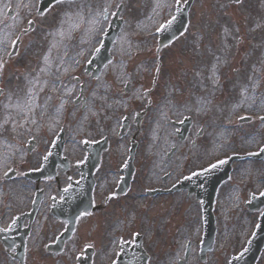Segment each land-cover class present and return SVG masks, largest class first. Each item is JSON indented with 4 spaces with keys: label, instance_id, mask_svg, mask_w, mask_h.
I'll return each instance as SVG.
<instances>
[{
    "label": "rangeland",
    "instance_id": "374dc122",
    "mask_svg": "<svg viewBox=\"0 0 264 264\" xmlns=\"http://www.w3.org/2000/svg\"><path fill=\"white\" fill-rule=\"evenodd\" d=\"M174 2L61 1L37 17V0H0V172L12 162H17L20 170L35 166L62 125L65 155L73 162L81 157L83 140L103 135L110 138L118 118H132L148 100L141 145L149 147L153 155L142 153L140 158L149 159V186L162 172L176 168L185 154L190 158L188 169L264 144V121L257 119L264 115V0L237 4L193 0L187 30L163 47L159 56L155 53L156 37L149 35L148 39L141 33L153 32L171 15ZM120 5L118 18L123 23L110 50L112 60L97 78L84 77L83 67ZM29 19L32 27L22 36L15 55L8 58L11 40L26 28ZM130 57L134 59L129 62ZM156 68L154 90L144 95L152 88ZM80 87L84 107L73 104ZM239 114L253 121L238 123ZM183 116L192 118V125L186 143L179 145L174 141L172 123ZM199 128L203 136L191 148L189 141ZM129 135L111 141L113 160L117 158L114 148L124 147ZM30 138L36 147L28 152ZM173 143L181 150V159L179 153L163 158L162 147ZM58 176L56 184L42 183L44 196L57 195L56 188L66 185V174ZM19 183L3 190L14 193L11 206L25 205L31 190L29 184ZM107 184L109 187L106 179L100 181L98 195ZM263 187L264 161L233 162L230 178L218 189L214 204V249L202 264H226L230 253L242 247L260 212H249L244 204L249 192L257 193ZM189 200L176 193L149 201L145 210L138 211L141 200L131 197L78 224H107L105 232H97L102 244L108 238L104 233L114 228V223L135 222L131 231L144 235L149 264H179L187 237L192 250L183 264H199L195 246L198 218L196 206ZM92 228L87 224L84 230L90 233ZM0 264H8L1 255ZM257 264H264V250Z\"/></svg>",
    "mask_w": 264,
    "mask_h": 264
},
{
    "label": "flooded vegetation",
    "instance_id": "af4514ba",
    "mask_svg": "<svg viewBox=\"0 0 264 264\" xmlns=\"http://www.w3.org/2000/svg\"><path fill=\"white\" fill-rule=\"evenodd\" d=\"M127 153L128 149H126L125 156ZM142 153L149 157V147L145 148L144 145L138 144L134 155V174L130 189L124 195L113 196L114 202L112 204L123 200L128 202L131 197L136 198L141 194L147 196L149 191V159H141ZM164 157L169 158V156ZM178 159H181L180 156ZM122 163L123 158L120 159L119 157L113 160L110 156L108 158L105 156L101 164L100 177L107 179V176H110L112 179L118 180L121 175L120 167ZM168 170L180 173L183 170V164L180 163L176 168ZM167 177H162V181H166ZM174 183L168 185L167 188ZM97 199L94 196V204L98 205L96 211L91 215L84 216V218L89 219L99 215L107 208L111 200V198L104 197L100 203ZM50 204L51 199H48L47 206L44 207L45 213L42 214L38 209L30 223L28 218L23 216L26 212L25 208L11 206L7 203L6 207L0 210V236L11 243V248L7 252L0 242V255L6 259L8 264H18L16 256L22 240L25 241L23 264H78L81 260L89 264H113L119 252V244L122 241L127 245L134 243L135 233H132L131 230L135 227V222L114 223L115 227L104 233L105 237L110 239V243L107 242L109 239L106 238V241L102 244L97 232H105L103 227H106L107 224L103 222L83 223L76 224L72 237L64 243L61 251L57 253L50 245L63 232L65 224L51 215ZM17 217H19V220L13 223ZM47 220L51 222H47ZM87 224H89V228L93 227L90 233H86L84 230ZM26 228H28L27 234L25 233ZM5 231L8 232L4 235L2 232ZM83 237L89 240H84ZM142 245L146 252V264H149V247H146L144 239H142ZM65 252H67V256L64 255Z\"/></svg>",
    "mask_w": 264,
    "mask_h": 264
},
{
    "label": "snow or ice",
    "instance_id": "6c2138e0",
    "mask_svg": "<svg viewBox=\"0 0 264 264\" xmlns=\"http://www.w3.org/2000/svg\"><path fill=\"white\" fill-rule=\"evenodd\" d=\"M175 18L173 17V20H174ZM172 22L173 21H169L168 22V25H166V26H170L171 24H172ZM29 23H31V22H29ZM166 26H161V28H158L157 29V31H161L164 27H166ZM261 151H264V149H261ZM224 163H226V161L225 160H220V161H218V164H224ZM217 167V164H212V165H210V168H212V169H214V168H216ZM209 169H205V171H208ZM194 175H195V173H194ZM260 195L261 196H264V192H262V193H260ZM85 214H87V213H85Z\"/></svg>",
    "mask_w": 264,
    "mask_h": 264
},
{
    "label": "water",
    "instance_id": "95a60500",
    "mask_svg": "<svg viewBox=\"0 0 264 264\" xmlns=\"http://www.w3.org/2000/svg\"><path fill=\"white\" fill-rule=\"evenodd\" d=\"M46 3H47V2H46ZM176 18H178V15L175 17V19H176ZM172 23L175 24V20H174ZM181 27H182V26L177 27V28L175 29V31H172V32H171V35L173 34V32H177ZM160 40H163V38L160 39ZM169 40H170V39L167 38L166 41L168 42ZM220 179H222V178H220ZM217 183H218V182H217ZM257 236H258V235H256V237H257ZM255 255H256V254H254V255L251 256V258L249 259V262H248L249 264L252 263L253 259L255 258Z\"/></svg>",
    "mask_w": 264,
    "mask_h": 264
},
{
    "label": "bare ground",
    "instance_id": "6f19581e",
    "mask_svg": "<svg viewBox=\"0 0 264 264\" xmlns=\"http://www.w3.org/2000/svg\"><path fill=\"white\" fill-rule=\"evenodd\" d=\"M30 97L28 96V98L26 99V101H29ZM254 105V104H253Z\"/></svg>",
    "mask_w": 264,
    "mask_h": 264
}]
</instances>
